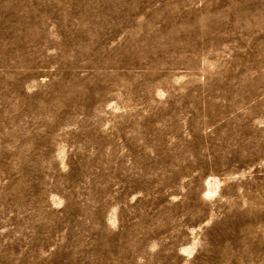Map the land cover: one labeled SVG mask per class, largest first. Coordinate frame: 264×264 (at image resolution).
Segmentation results:
<instances>
[{"label":"rangeland","instance_id":"374dc122","mask_svg":"<svg viewBox=\"0 0 264 264\" xmlns=\"http://www.w3.org/2000/svg\"><path fill=\"white\" fill-rule=\"evenodd\" d=\"M0 264H264V0H0Z\"/></svg>","mask_w":264,"mask_h":264}]
</instances>
